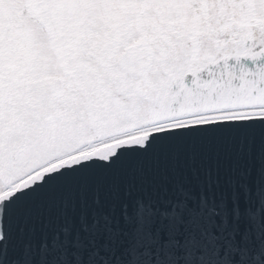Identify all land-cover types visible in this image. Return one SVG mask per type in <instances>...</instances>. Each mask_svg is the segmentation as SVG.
Masks as SVG:
<instances>
[{
  "label": "snow or ice",
  "instance_id": "obj_1",
  "mask_svg": "<svg viewBox=\"0 0 264 264\" xmlns=\"http://www.w3.org/2000/svg\"><path fill=\"white\" fill-rule=\"evenodd\" d=\"M0 264H264V0H0Z\"/></svg>",
  "mask_w": 264,
  "mask_h": 264
}]
</instances>
